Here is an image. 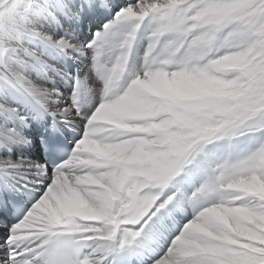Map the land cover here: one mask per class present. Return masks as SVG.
<instances>
[{
    "label": "snow or ice",
    "instance_id": "obj_1",
    "mask_svg": "<svg viewBox=\"0 0 264 264\" xmlns=\"http://www.w3.org/2000/svg\"><path fill=\"white\" fill-rule=\"evenodd\" d=\"M0 264H264V0H0Z\"/></svg>",
    "mask_w": 264,
    "mask_h": 264
}]
</instances>
